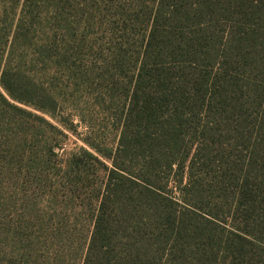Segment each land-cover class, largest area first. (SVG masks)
<instances>
[{
    "label": "trees",
    "instance_id": "16d2710c",
    "mask_svg": "<svg viewBox=\"0 0 264 264\" xmlns=\"http://www.w3.org/2000/svg\"><path fill=\"white\" fill-rule=\"evenodd\" d=\"M252 60L264 66V0H157L114 151L86 142L90 150L60 159L63 178L102 172L82 264H160L161 251L185 242L202 264H264L263 246L248 257L262 228L238 210L264 194V75L237 71ZM0 85L12 115L64 135L28 106L70 128L54 97L21 72L2 70ZM59 148L54 141L46 154ZM229 188L239 220L213 195Z\"/></svg>",
    "mask_w": 264,
    "mask_h": 264
},
{
    "label": "rangeland",
    "instance_id": "374dc122",
    "mask_svg": "<svg viewBox=\"0 0 264 264\" xmlns=\"http://www.w3.org/2000/svg\"><path fill=\"white\" fill-rule=\"evenodd\" d=\"M156 2L0 0V72H21L45 88L58 103L57 117L70 127L22 105L56 125L60 135L36 118L12 115L0 100V264H82L97 205L93 188L102 172L63 178L60 159L81 147L90 150L86 142L114 151ZM249 65L258 70L255 75H264V66L252 60L245 69L238 67L241 76ZM0 93L8 97L1 85ZM54 141L60 148L49 156ZM232 190L213 195L219 210L237 220ZM251 203L238 209L254 213L246 222L250 228H262L248 257L264 247V219L256 218H264V194ZM160 253V264H202L186 242ZM169 254L180 259L171 262L165 259Z\"/></svg>",
    "mask_w": 264,
    "mask_h": 264
}]
</instances>
